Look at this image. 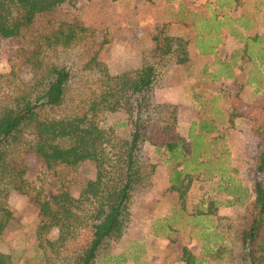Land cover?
I'll use <instances>...</instances> for the list:
<instances>
[{"label": "rangeland", "instance_id": "374dc122", "mask_svg": "<svg viewBox=\"0 0 264 264\" xmlns=\"http://www.w3.org/2000/svg\"><path fill=\"white\" fill-rule=\"evenodd\" d=\"M58 20H77L106 40L100 58L112 75L153 64L160 88L152 100L177 101L171 103L177 108L176 128L185 139L191 131L204 133L200 123L213 128L206 135L207 146L200 149L205 157L186 167L196 171L182 203L170 185L171 171L182 164L168 161L151 140L143 144L144 163L155 167L149 185L131 191L127 227L118 240L103 248L96 264H185L182 248L200 264H264V227L253 244L254 257L242 248L243 230L257 216L253 183L264 147L263 139L255 136L264 129V0L65 2L36 16L20 36L0 38V74L15 65L19 76L28 80L26 60L33 38ZM165 37L173 38L175 47L184 44L177 51L183 63H176L177 53L161 54ZM75 55L61 53L57 62L75 67ZM214 77L221 84H213ZM202 84L209 91L200 92ZM4 88L0 80V97L6 93ZM102 126L111 127L117 138H127L130 132L123 111L108 113ZM25 162L26 179L49 199L61 187L77 197L87 180L95 177L89 163L49 168L33 153ZM261 184L264 188V165ZM9 202L16 217L0 237V253L10 255L11 264H72L71 254L56 257L38 245L37 208L26 195L12 193ZM45 237L55 240L56 229Z\"/></svg>", "mask_w": 264, "mask_h": 264}, {"label": "trees", "instance_id": "16d2710c", "mask_svg": "<svg viewBox=\"0 0 264 264\" xmlns=\"http://www.w3.org/2000/svg\"><path fill=\"white\" fill-rule=\"evenodd\" d=\"M71 1L0 0V38L20 36L36 16ZM164 39L161 54H178L179 48L184 49L183 43L175 47L173 38ZM105 43L94 29L77 20H58L33 38L26 60L28 80L19 76L15 65L0 74L6 91L0 97V237L16 217L9 202L11 194L26 195L37 208L38 245L56 257L70 258L71 254L72 264H96L103 248L122 236L130 219L131 191L149 185L155 168L143 161L145 142L151 140L157 151L167 154L168 161L182 164L170 173L171 189L182 203L191 173L196 171L186 167L205 157L200 149L213 131L200 123L204 133L193 135L191 131L185 139L176 128V106L152 100L160 88L155 66L146 64L112 75L100 58ZM68 52L77 54L75 67L57 62L59 54ZM178 57L176 63H183L184 58ZM119 111L125 112L130 125L127 138H117L111 127L102 126L108 113ZM195 136L199 142H194ZM255 136L264 142V129ZM30 153L49 168L89 163L95 177L87 180L77 197L61 187L49 199L25 177V158ZM259 158L253 183L257 216L242 233V248L252 255L258 230L264 227V147ZM52 229L57 231L55 240L45 237ZM181 257L185 264H200L187 248H182ZM0 264H11L10 255L0 253Z\"/></svg>", "mask_w": 264, "mask_h": 264}, {"label": "crops", "instance_id": "0c3cea01", "mask_svg": "<svg viewBox=\"0 0 264 264\" xmlns=\"http://www.w3.org/2000/svg\"><path fill=\"white\" fill-rule=\"evenodd\" d=\"M214 40V39H213ZM216 46V44L215 43H213V59L215 58V53H216V49L214 48ZM213 69H214V66H213ZM215 75V72H214V70H213V76ZM168 79V78H167ZM167 79L164 81V84H163V86L161 87V89H163V88H165L164 86L166 85V82H167ZM190 83V82H189ZM216 83H219V84H221V81L220 80H218V79H216L215 77L213 78V84H216ZM213 88H214V86H213ZM164 90V89H163ZM199 91L200 92H205V91H209V89L207 88V87H204L203 86V84H202V86L199 88ZM213 93H215V91L213 90ZM166 102L168 103H173V102H177L176 100L175 101H173V100H169L168 98L166 99ZM213 102H214V100H213ZM212 122H214L213 120H211Z\"/></svg>", "mask_w": 264, "mask_h": 264}]
</instances>
